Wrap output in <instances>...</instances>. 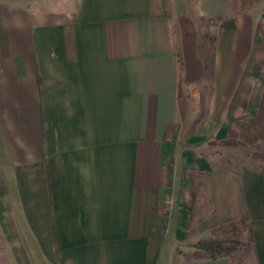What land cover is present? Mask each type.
<instances>
[{"label":"crops","instance_id":"1","mask_svg":"<svg viewBox=\"0 0 264 264\" xmlns=\"http://www.w3.org/2000/svg\"><path fill=\"white\" fill-rule=\"evenodd\" d=\"M230 2L0 0V264H229L179 254L160 215L183 86L202 79L196 21ZM263 13L216 34L217 139L257 114ZM206 188L198 233L247 218L245 264H264V164L216 168Z\"/></svg>","mask_w":264,"mask_h":264},{"label":"rangeland","instance_id":"2","mask_svg":"<svg viewBox=\"0 0 264 264\" xmlns=\"http://www.w3.org/2000/svg\"><path fill=\"white\" fill-rule=\"evenodd\" d=\"M250 10L264 12V0H231V13L226 17L231 18ZM260 14L262 13H258ZM219 25V21H210L205 25L196 21L199 38L197 53L203 63L202 79L197 84L183 86V93L188 94L187 117L182 125L174 129L172 139L165 147L169 149L167 164L170 159L172 173L169 175L166 170V191L160 218L165 225L169 218L174 219L176 226L165 230L164 236L169 243L174 242L179 254L192 253L187 257L189 260L203 257L204 254L197 251L194 245L213 236L214 229L201 235L194 226L209 211L206 183L211 173L216 168L235 169L242 164L261 166L264 162V115L261 110L253 117L225 125L224 130L219 132L218 139L215 124L207 120L214 91V45L210 37L217 34ZM182 80L181 78V83ZM165 201L169 203L165 204ZM230 237L234 241V237ZM251 254L247 249L246 257L241 261L243 252L239 245H235L232 256L225 258L229 264H245Z\"/></svg>","mask_w":264,"mask_h":264},{"label":"trees","instance_id":"3","mask_svg":"<svg viewBox=\"0 0 264 264\" xmlns=\"http://www.w3.org/2000/svg\"><path fill=\"white\" fill-rule=\"evenodd\" d=\"M201 25H205L207 22L210 21H219L220 25L217 28V33L231 30L234 28L235 18L231 17H200L198 19ZM215 35H212L210 37L211 43L214 45L215 42ZM178 68L179 70L182 69V61L180 58L177 59ZM262 69L264 70V61L262 62ZM182 92L180 87L177 89V97L181 98ZM259 113L260 110L263 112L264 115V86L259 102ZM171 160L169 159V164L167 165V170L169 172V175L172 173V167L170 165ZM264 164V162H263ZM216 233H220V235H216ZM212 237L201 240L197 242L194 247L197 251L202 252L204 254V257L209 260H215L217 258L221 257H231L233 254V251L235 250V245H239L241 248V252H243V255L240 256V260H244L246 257L247 249L251 253H254V241H253V235L252 230L249 225L248 219L243 218L237 221L229 222L225 225H222L220 227L215 228L212 231ZM231 236L234 237V241H231ZM245 239L244 241L242 239ZM235 244L234 246H230V244ZM244 246V248L242 247ZM245 252V253H244ZM201 258V257H199Z\"/></svg>","mask_w":264,"mask_h":264},{"label":"built area","instance_id":"4","mask_svg":"<svg viewBox=\"0 0 264 264\" xmlns=\"http://www.w3.org/2000/svg\"><path fill=\"white\" fill-rule=\"evenodd\" d=\"M169 202L168 201H165V204H168Z\"/></svg>","mask_w":264,"mask_h":264}]
</instances>
